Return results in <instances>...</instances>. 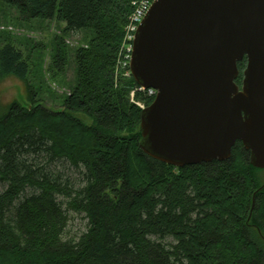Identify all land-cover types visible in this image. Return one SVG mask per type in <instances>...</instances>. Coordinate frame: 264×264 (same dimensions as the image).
Segmentation results:
<instances>
[{"label":"trees","instance_id":"1","mask_svg":"<svg viewBox=\"0 0 264 264\" xmlns=\"http://www.w3.org/2000/svg\"><path fill=\"white\" fill-rule=\"evenodd\" d=\"M134 1L0 0L21 21L64 24L57 72L65 35L84 41L59 109L28 84V102L0 114V264H264V169L241 142L226 160L181 168L139 146L142 106L154 97L117 67ZM8 40L0 80L26 81L29 60ZM70 213L87 221L75 236Z\"/></svg>","mask_w":264,"mask_h":264},{"label":"water","instance_id":"2","mask_svg":"<svg viewBox=\"0 0 264 264\" xmlns=\"http://www.w3.org/2000/svg\"><path fill=\"white\" fill-rule=\"evenodd\" d=\"M130 73L155 91L140 114L146 155L181 168L226 160L241 142L264 169V0H154Z\"/></svg>","mask_w":264,"mask_h":264},{"label":"rangeland","instance_id":"3","mask_svg":"<svg viewBox=\"0 0 264 264\" xmlns=\"http://www.w3.org/2000/svg\"><path fill=\"white\" fill-rule=\"evenodd\" d=\"M17 14L11 6L0 3V45L10 39L8 41L19 47L27 56L30 71L26 81L14 75H8L0 80V114L7 111L14 101L21 105L28 102V84L35 89L38 100L44 106L57 110L74 82L73 51L76 47L83 45L84 41L81 34L65 35L67 61L64 70L57 72L52 67L54 36L60 35L64 24L54 20L24 22L19 20ZM61 168L64 169V167ZM70 172L72 177L77 176L74 170ZM3 189L4 184L0 182V191ZM86 223L82 214L70 213V235L75 236L83 232L86 229Z\"/></svg>","mask_w":264,"mask_h":264},{"label":"built area","instance_id":"4","mask_svg":"<svg viewBox=\"0 0 264 264\" xmlns=\"http://www.w3.org/2000/svg\"><path fill=\"white\" fill-rule=\"evenodd\" d=\"M154 0H135L133 2V10L128 17V22L124 28V35L120 45V56L118 57V69L122 70L124 76H131L130 73V58L132 53L133 40L138 29L139 24L148 12L150 6ZM139 90L146 91L148 95L155 96V91L152 89L144 90L139 88ZM134 93H131L133 99ZM143 107V106H142Z\"/></svg>","mask_w":264,"mask_h":264}]
</instances>
